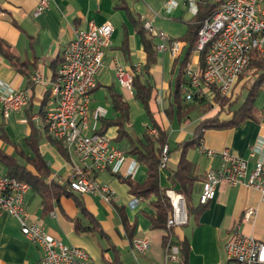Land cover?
Here are the masks:
<instances>
[{"label":"crops","instance_id":"1","mask_svg":"<svg viewBox=\"0 0 264 264\" xmlns=\"http://www.w3.org/2000/svg\"><path fill=\"white\" fill-rule=\"evenodd\" d=\"M174 1L176 6L168 11L166 0L161 5L140 0H54L48 11L32 16L37 0H0V37L8 43L17 60L14 65L0 53V88L24 89L29 94L28 103L20 111L7 119L0 116V153L11 156L34 173L30 161L37 155L44 161L48 170L44 182L53 187L62 185L66 192L43 200L30 187L24 196L29 221L41 224L49 234L66 244L84 248L93 264H235L227 259L225 244L236 228L242 234L264 242V200L255 188L219 182L214 197L202 209H195L188 215L186 223L173 226L170 238H166L167 228L151 226L149 216L154 212L151 202L156 196L134 197L129 191L126 178L142 182L146 177L144 165L129 152L139 145L146 130L157 135V131L155 134L149 130L153 128L150 118L137 100L134 87L121 88L114 72L116 61L123 64L139 62L142 67L148 59L141 35L135 28L139 19L150 21L171 38L181 39V50L183 48L176 60L177 56L173 57L167 50L159 51L156 45L160 40L149 35L155 54L149 69L141 76L142 83L152 87L149 110L152 118L166 130L171 150L167 167L159 168L162 188L171 185L169 176L180 156L177 144L190 138L205 117L192 110L187 118L179 119L173 103L177 85L181 97L191 100L185 98L182 90L187 82L184 69L187 64H200L195 49L185 65H181L186 52L184 38L194 13L183 0ZM187 10L191 16L185 29L179 31L171 21L183 26L182 19ZM90 19L96 24L110 21L113 32L106 47L104 65L96 76L97 86L90 93L89 126L99 130L104 120L118 116L114 97L124 101L127 112L121 134L117 125H109L105 131L115 146L126 151L127 162L119 173L104 169L94 175L98 182L112 189V197L108 200L98 194L68 189L67 178L75 159L60 140L47 133L41 118V104L47 95L49 101L51 99V86L64 49L72 39L74 29L85 27ZM250 72L244 74V80L249 79L247 82L252 79ZM245 95L246 89L240 98ZM95 112L99 113L96 118ZM229 115L223 113L219 117L224 119ZM202 142L208 148L228 149L235 156L246 158L248 171L251 170L257 158L264 154V84L254 99L249 117L230 128L205 130ZM186 157L194 164L195 175L200 177L194 183L192 193V204L197 206L202 178L205 172L217 168L219 158L202 154L197 146L188 149ZM132 161L137 165L134 174L128 177L125 173ZM0 164V175L5 174L6 165L1 160ZM133 198H138L134 204L131 203ZM247 208H254L255 215L246 217ZM136 238L148 240L150 246L144 251L137 250L133 245ZM169 240L171 245H175L173 240L186 244L182 263L180 259H167V254L172 252L166 247ZM41 256L40 247L21 233L17 219L6 213L0 214V264H37ZM177 256L179 258V253Z\"/></svg>","mask_w":264,"mask_h":264},{"label":"built area","instance_id":"2","mask_svg":"<svg viewBox=\"0 0 264 264\" xmlns=\"http://www.w3.org/2000/svg\"><path fill=\"white\" fill-rule=\"evenodd\" d=\"M53 1L37 0L32 16L48 11ZM183 2L193 13L196 12V0ZM174 6V0H166V10ZM142 27L149 35L160 40L156 45L159 51L167 50L173 57L180 53L181 40L169 37L148 20H142ZM112 32L113 25L107 20L96 24L90 19L85 27L74 29L52 83L51 99L43 119L47 133L60 140L75 159L67 178L68 189L98 194L105 200L112 197V189L98 182L94 175L104 169L119 173L128 160L125 150L115 146L105 133H99L94 126H89L90 93L97 86L96 76L104 65L105 51ZM196 50H205L203 66L186 65L184 74L187 82L182 89L185 98L189 100L193 94L211 98L214 90L229 95L239 75L246 71L251 51L264 52V0H223L201 22L197 31ZM140 69L139 62L123 64L116 61L114 72L119 86L131 89L134 76ZM28 100V91L24 89L0 88V116L9 118L14 112L20 111ZM98 115V112L93 114L94 118ZM149 130L156 134L155 129ZM197 149L206 156L219 158L217 168L205 172L198 196L200 204L214 197L216 186L221 181L255 188L264 200V154L257 158L253 168L248 171L247 159L235 156L228 149L218 151L208 148L202 139ZM165 161L163 152L160 168L164 167ZM136 165L132 161L125 175L131 177ZM29 188L25 180L0 175V214L6 213L16 218L21 233L40 247L42 256L37 264H93L84 248L66 244L49 234L41 224L29 221L24 206V196ZM165 195L171 205L166 226L186 223L184 196L173 188H167ZM137 199L133 198L131 203L134 204ZM254 215V208L246 209V217ZM133 245L137 250L144 251L150 242L136 238ZM166 247L172 251L170 255L167 254V259L178 261L177 246L171 245L169 240ZM225 251L227 259L235 264H264V242L242 234L238 228L226 242Z\"/></svg>","mask_w":264,"mask_h":264},{"label":"trees","instance_id":"3","mask_svg":"<svg viewBox=\"0 0 264 264\" xmlns=\"http://www.w3.org/2000/svg\"><path fill=\"white\" fill-rule=\"evenodd\" d=\"M223 0H196V12L193 14L192 22L187 26V32L185 35V55L181 61V65L184 66L188 61L189 54L192 50L196 49L197 43V31L201 25V22L209 17L222 3ZM135 28L140 33L143 46L147 52V61L140 71L135 74L132 86L135 90V96L137 100L145 108L151 121L152 127L157 131V135H151L147 132L144 133L143 139L139 142L138 146L131 148L129 153L135 154L138 161L144 165L146 169V177L142 182H135L131 178H126L129 186V191L134 197L154 195L156 199L151 202L154 212L150 214L149 218L151 226L154 228H167L166 238L173 236V227H167L166 221L171 212V205L165 190L167 188H173L180 192L185 198V207L188 215L192 214L195 209H202L205 204L198 203L197 206L192 204V193L194 183L200 179L199 176L194 173V164L186 157L188 149L194 148L198 145L199 141L203 138L205 130L214 128H230L236 125L238 122L249 117L250 110L253 105L254 99L258 94L260 87L264 84V52L253 50L250 53V61L245 72L239 75L229 95H222L217 90H214L211 98H207L204 95L193 94L191 100L186 101L181 97L178 90V85L174 91L173 99L176 106L178 118L185 119L192 112L197 110L199 113L204 114L205 117L197 124L194 129L193 135L177 144V148L180 149V156L177 162V166L174 170H171L169 176L171 185L169 187L162 188L159 184V168L163 152L166 155V161L164 167H167V162L170 154L168 146L167 132L164 128H161L158 123L152 118L149 110V100L152 98V87L147 84H143L141 76L147 72L155 54L153 46L150 41L148 32L142 27V20L135 22ZM181 40L179 38H176ZM183 50V48H182ZM181 50V51H182ZM0 53H2L10 62L14 65L17 63L16 58L10 51L8 43L0 37ZM200 57V67L203 66V58L205 50L198 52ZM179 57H176L178 60ZM62 60V59H61ZM60 60V63H61ZM59 63V65H60ZM58 65V67H59ZM58 69V68H57ZM250 72L252 79L244 80V74ZM57 71H55L56 76ZM54 76V77H55ZM241 82V84H240ZM240 84V86H238ZM247 85V86H246ZM246 89V95L243 99L240 98L242 91ZM48 95L44 98L41 104V118L44 119L45 108L48 104ZM215 106H214V105ZM113 105L118 116L110 121L104 120L102 127L98 130L99 133H105L106 128L109 125H117L119 134L123 131V125L127 121L126 104L118 97L113 98ZM223 113L229 115L224 119H220V114ZM61 143V142H59ZM34 147V145L32 144ZM30 161L31 165L35 168V173L26 169L23 165H20L11 156H7L4 153H0V160L6 165L5 174L15 177L20 180L28 182L30 187L34 188L44 200L45 198L54 197L60 192H66L64 186L55 185L49 186L44 182V178L48 172L46 164L37 155ZM122 176L121 174H117ZM204 177L202 178V183ZM172 242V241H171ZM173 243L178 248L179 259L182 263L184 260L185 245L183 242L173 240Z\"/></svg>","mask_w":264,"mask_h":264},{"label":"rangeland","instance_id":"4","mask_svg":"<svg viewBox=\"0 0 264 264\" xmlns=\"http://www.w3.org/2000/svg\"><path fill=\"white\" fill-rule=\"evenodd\" d=\"M140 1H155L158 5H161L162 3L164 4V1L165 0H140ZM188 11V10H187ZM190 16H191V13L188 11V12H186L185 14H184V16H183V19H182V22L184 21V23H182L183 24V26L182 25H180V24H178V23H176V21H174V22H172L171 21V23H172V25H174V26H176L177 25V27H179V31H181V29L182 28H184L185 29V27H186V24L185 23H187V21L189 20V18H190ZM164 20H166V19H164ZM158 23L160 22V20H156ZM168 22H169V19L167 20ZM164 24V23H163ZM176 24V25H175ZM246 73H249V72H246ZM245 73V74H246ZM192 117H195L194 116V114H192ZM17 129H20L19 128V125H17ZM1 165V164H0Z\"/></svg>","mask_w":264,"mask_h":264}]
</instances>
